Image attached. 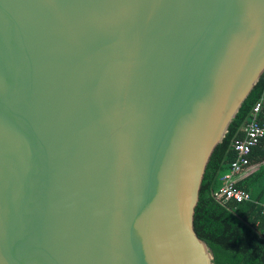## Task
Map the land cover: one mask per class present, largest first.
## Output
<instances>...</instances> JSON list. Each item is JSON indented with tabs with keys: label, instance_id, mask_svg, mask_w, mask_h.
<instances>
[{
	"label": "water",
	"instance_id": "obj_1",
	"mask_svg": "<svg viewBox=\"0 0 264 264\" xmlns=\"http://www.w3.org/2000/svg\"><path fill=\"white\" fill-rule=\"evenodd\" d=\"M264 72V0H0V264H213L214 147Z\"/></svg>",
	"mask_w": 264,
	"mask_h": 264
},
{
	"label": "trees",
	"instance_id": "obj_2",
	"mask_svg": "<svg viewBox=\"0 0 264 264\" xmlns=\"http://www.w3.org/2000/svg\"><path fill=\"white\" fill-rule=\"evenodd\" d=\"M264 97V72L240 105L225 136L206 163L193 209L192 225L212 254L213 264H264V137L251 149L249 164L238 173L236 186L248 191L251 201H221L214 191L235 157L233 142L252 117L255 102ZM264 117V104L259 118Z\"/></svg>",
	"mask_w": 264,
	"mask_h": 264
},
{
	"label": "built area",
	"instance_id": "obj_3",
	"mask_svg": "<svg viewBox=\"0 0 264 264\" xmlns=\"http://www.w3.org/2000/svg\"><path fill=\"white\" fill-rule=\"evenodd\" d=\"M264 98L260 97L252 108V117L242 128V136L233 142L235 157L230 163L229 170L221 177V185L214 191V195L221 201L243 202L251 201L250 193L238 186L234 177L244 171L249 164V154L264 137V117L259 118ZM261 211L264 213V200L261 202Z\"/></svg>",
	"mask_w": 264,
	"mask_h": 264
},
{
	"label": "rangeland",
	"instance_id": "obj_4",
	"mask_svg": "<svg viewBox=\"0 0 264 264\" xmlns=\"http://www.w3.org/2000/svg\"><path fill=\"white\" fill-rule=\"evenodd\" d=\"M264 98V97H263Z\"/></svg>",
	"mask_w": 264,
	"mask_h": 264
}]
</instances>
